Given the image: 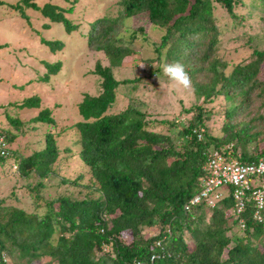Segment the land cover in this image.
<instances>
[{
  "label": "trees",
  "instance_id": "obj_1",
  "mask_svg": "<svg viewBox=\"0 0 264 264\" xmlns=\"http://www.w3.org/2000/svg\"><path fill=\"white\" fill-rule=\"evenodd\" d=\"M66 1L71 5L64 7L48 0L40 8L32 0L26 3L71 32L77 25L66 16L73 12L75 0ZM214 3L225 9L231 25L216 18ZM244 4L243 0H119L118 15L105 14L90 22L86 47L103 52L109 61L108 66L97 61L93 70L101 78L98 92L84 93L77 104L80 119L61 128L55 125L52 109H39L30 120L47 126L44 144L21 158L18 168L24 177L31 172L40 178L55 173L61 155L57 137L72 133L71 144L63 152L70 156L77 150L95 179L98 195L82 199L58 197L54 200L56 206L54 201L48 202L41 217L2 207L0 200V264H7L5 255L16 253L24 259L16 264H264V250L252 239L264 235L263 224L253 218L256 207L252 199L244 200L238 214L233 194L219 199L213 208L193 202L201 190L210 149L233 143L232 154L238 156L239 152L237 158L242 162L264 159V130L258 128L264 116L251 115L250 110L256 98H262L259 108L264 105V47L249 44L260 35H251L245 29V14L237 11L238 7L246 8L248 14L258 18V32L264 33V0ZM144 14L154 27L162 29L159 41H151L155 57L148 61L158 64L153 70L159 71L165 63H182L191 77L195 96L201 99L199 104L182 109L192 114L178 132L179 143H172L168 134L153 131L154 121L159 125L167 121L150 119L140 106L129 103L122 111L109 112L117 87L140 80L119 81L112 67L135 52L130 43L136 40L138 31L146 39V31L140 27L127 35L129 43L122 42L117 37L118 29L128 30L126 19ZM42 26L48 28L50 24ZM235 30L240 32L233 34ZM241 36L248 39L243 45L250 59L229 66L218 51ZM41 41L52 51L64 47L61 40ZM42 63L46 68L42 81L61 68L60 61ZM219 95L226 104L222 135H214L207 131L211 110L204 103H212ZM17 106L40 108V98L30 96ZM6 117L14 128L21 127L18 116ZM181 123L172 120L168 124L171 128ZM0 126L8 144L18 137L19 132ZM10 152L9 145L8 154L0 156V162ZM62 182L80 185L76 179L62 178ZM239 218L244 220V227H240ZM235 227L243 232L242 236L227 235ZM143 228H155L157 234L144 238ZM184 234L194 240L193 249L189 250ZM105 245L111 247L110 252H103Z\"/></svg>",
  "mask_w": 264,
  "mask_h": 264
},
{
  "label": "rangeland",
  "instance_id": "obj_2",
  "mask_svg": "<svg viewBox=\"0 0 264 264\" xmlns=\"http://www.w3.org/2000/svg\"><path fill=\"white\" fill-rule=\"evenodd\" d=\"M40 8L48 0H32ZM119 0H75L74 10L66 17L77 25L71 32H67L60 22H52L46 19L40 10L34 9L26 0H0V83L1 79H11L16 88L3 91V99L15 100L18 102L21 96L25 95L26 86L38 85L43 86V90L29 89L28 95L37 94L42 99L41 108L49 107L52 109L53 117L56 119L57 128L74 123L80 119L77 111V104L82 99L83 93L96 95L98 85L101 81L99 75L93 73L96 62L99 61L103 66H108L109 61L103 52L88 50L86 47L85 34L89 28L90 22L94 19L110 14L116 16L120 9ZM244 5L250 3V0H243ZM59 4L64 7L71 5L66 0H55L52 3ZM239 5V6H244ZM214 13L218 20L222 23L231 25L233 22L224 8L213 4ZM238 13L245 14V29L251 35L259 34L257 40L251 39L250 45L254 47H264V33L258 32L260 24L258 18L248 14L246 8L238 7ZM43 23L50 26L44 28ZM251 23V24H250ZM125 26L129 27L125 30L123 27L118 29L120 35L117 36L122 42L129 43L128 34L134 30L138 31L143 27L146 31V39L138 31L137 38L130 46L135 52L123 58L122 63L116 67H112L113 76L122 81L123 79L139 78L138 82L120 84L116 89V99L114 105L109 112H119L127 108L129 103L140 106L148 114L150 119H164L167 123L159 125L158 122L153 123V131L162 134H168L173 139L172 143H179L177 138L181 127H185L187 119L191 117V112L186 113L182 109L190 107L193 104H199L201 99L194 94L193 87L189 90L175 88L162 74V68L159 71L153 69L158 66L156 61H148L155 57L151 41L158 42L162 29L154 27L144 15L127 18ZM125 27V28H126ZM240 31L235 30L233 34ZM115 33V32H112ZM41 38L47 40H61L64 47L60 50L52 51L49 46L41 41ZM248 41L246 36H241L238 40L228 41L226 47L219 49L223 55V59L229 66L238 62L248 61L247 46L243 44ZM118 44V42H116ZM248 55V56H247ZM73 57V58H72ZM35 58V59H34ZM42 60L48 62L61 61L60 70L51 77L49 81L40 80L41 77L34 76L32 69L39 67ZM72 60V62H71ZM28 61V62H27ZM27 62V64H26ZM71 62L69 65L67 63ZM138 63H144V67H140ZM83 65V70L79 73L74 69L79 65ZM29 69L28 74H23V69ZM23 68V69H22ZM264 69V65L263 68ZM39 76L46 72V68L42 63L39 67ZM152 73V74H151ZM33 74V75H32ZM264 76V71L262 72ZM34 76V78H33ZM159 77V80H158ZM33 80V81H32ZM35 80V81H34ZM5 87V84H2ZM33 94V95H32ZM30 97V96H29ZM8 100V101H10ZM262 98H256L250 105L251 115L261 114L264 116V105L259 108ZM18 104V103H17ZM225 100L222 95L216 96L212 103H204L208 113L209 120L206 121L207 131L214 135H222L221 126L223 123V112ZM18 106H10L5 108L0 114V124L5 125L9 131L19 132L15 143H10V155L0 162V200L2 207L17 208L24 210L29 215H37L41 217L47 211L48 202L54 201L58 197H68L70 199H82L84 197H97L98 193L94 190L97 186L95 179L91 176L86 166L82 163L77 150L70 156L63 152V148L70 145L72 133L67 132L65 135L57 137V144L61 151L59 161L57 163L56 172L50 174L46 178H40L34 172L28 176H23L18 163L21 158L30 156L34 151L42 148L44 142V132L46 125L42 123H33L31 118L38 113V109L27 110L25 114H21V127L16 129L8 123L6 114L11 116L19 115ZM212 108V109H211ZM255 112L253 113V111ZM172 120H180V126L169 127ZM259 129L264 130V119L258 122ZM37 125V126H36ZM56 128V129H57ZM25 132V133H23ZM264 145V142H261ZM232 145L233 143H227ZM226 144V145H227ZM223 146V145H222ZM67 156V157H66ZM66 157V158H65ZM65 158V159H64ZM171 160V158L169 159ZM81 178L79 179V177ZM62 178L68 180L76 179L80 185L62 182ZM42 183V184H40ZM53 206H56L54 201ZM157 234V229L143 228L141 235L150 237ZM57 232L53 235L52 240L57 238ZM228 236H242L243 232L238 227L232 228L227 233ZM189 250L193 249L194 240L188 234H184ZM253 241L260 249L264 250V235L252 236ZM103 252H110L111 247L105 245ZM226 253H223L225 257ZM7 264H16L24 262L19 259L17 253L14 256H4ZM47 260V258H44Z\"/></svg>",
  "mask_w": 264,
  "mask_h": 264
},
{
  "label": "built area",
  "instance_id": "obj_3",
  "mask_svg": "<svg viewBox=\"0 0 264 264\" xmlns=\"http://www.w3.org/2000/svg\"><path fill=\"white\" fill-rule=\"evenodd\" d=\"M201 138V132H198ZM232 146V145H231ZM230 145L212 148L208 152L201 178V190L193 198L195 204L204 203L213 208L222 197L233 194L237 214L241 211L244 200L252 199L256 209L253 218L264 226V159L245 163L232 154ZM9 144L0 126V156H6ZM240 227L244 220L239 218Z\"/></svg>",
  "mask_w": 264,
  "mask_h": 264
},
{
  "label": "crops",
  "instance_id": "obj_4",
  "mask_svg": "<svg viewBox=\"0 0 264 264\" xmlns=\"http://www.w3.org/2000/svg\"><path fill=\"white\" fill-rule=\"evenodd\" d=\"M52 1H55V0H52ZM55 3V2H54ZM73 58V57H72ZM35 59V58H34ZM46 61V60H45ZM28 62V61H27ZM27 62H26V64H27ZM61 62V61H60ZM71 62H72V60H71ZM71 62H69V63H67V65H69ZM61 66H62V63H61ZM39 67L40 68H42V63L40 62L39 63ZM39 67H34L33 69H32V73L33 72H35L34 73V76H35V74H36V76H38V78L39 77H42V76H39V73H41L42 71L40 70L39 71ZM23 69V68H22ZM75 70H78V72L80 73L82 70H83V65H81V64H79L75 69H74V71ZM29 73V69H25V67H24V69H23V74H28ZM33 75V74H32ZM53 75H55V74H52V75H50L51 77L53 76ZM34 76H33V78H34ZM51 77H49V79L47 80V81H49L50 79H51ZM40 79H42V78H40ZM33 81V80H32ZM35 81V80H34ZM1 82L2 83H0V114L1 113H3V111H4V109L5 108H9L10 106H17L18 104H20L25 98H28L29 96H31V95H28V93H29V89H34V90H38V88H40V89H42L43 90V86H41V85H38L37 83H35L34 85H30V86H26V91H25V95L23 96V98H22V96H21V99L20 100H18V102H14L15 100H10V99H3V91L4 90H11L10 91V94H13L14 92H13V89H14V87L16 88V86H15V84L13 85V82H12V80L11 79H7V78H5L4 80L3 79H1ZM2 84H5V87L2 85ZM13 88V89H12ZM84 94V93H83ZM33 95V94H32ZM34 95H36V96H38L39 98H40V96L38 95V93L37 94H34ZM83 97V96H82ZM8 100H10V101H8ZM41 101H42V99L40 98V106H41ZM81 101V100H80ZM79 101V102H80ZM78 102V103H79ZM18 103V104H17ZM17 108H19L20 110H19V119L20 120H22L21 119V114H25V112L27 111V110H34V109H36V108H27V107H23V108H20V107H17ZM40 109V108H39ZM38 109V110H39ZM18 138V137H17ZM17 138H15V140L12 142V143H15L16 142V139Z\"/></svg>",
  "mask_w": 264,
  "mask_h": 264
},
{
  "label": "clouds",
  "instance_id": "obj_5",
  "mask_svg": "<svg viewBox=\"0 0 264 264\" xmlns=\"http://www.w3.org/2000/svg\"><path fill=\"white\" fill-rule=\"evenodd\" d=\"M142 68L144 63H138ZM162 74L168 79V81L173 85V87L184 90H189L192 88L191 77L188 72H186L185 67L180 62L165 63L161 66ZM159 80V77H158Z\"/></svg>",
  "mask_w": 264,
  "mask_h": 264
}]
</instances>
